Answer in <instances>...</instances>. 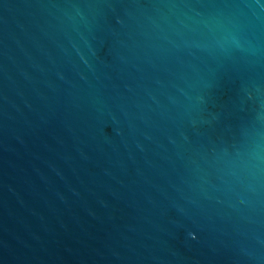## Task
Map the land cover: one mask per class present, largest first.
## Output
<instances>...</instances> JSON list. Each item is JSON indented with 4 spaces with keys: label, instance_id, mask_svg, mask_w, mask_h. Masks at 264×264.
Returning <instances> with one entry per match:
<instances>
[{
    "label": "water",
    "instance_id": "95a60500",
    "mask_svg": "<svg viewBox=\"0 0 264 264\" xmlns=\"http://www.w3.org/2000/svg\"><path fill=\"white\" fill-rule=\"evenodd\" d=\"M0 264H264V0H0Z\"/></svg>",
    "mask_w": 264,
    "mask_h": 264
}]
</instances>
